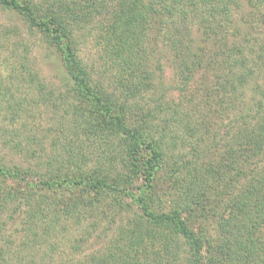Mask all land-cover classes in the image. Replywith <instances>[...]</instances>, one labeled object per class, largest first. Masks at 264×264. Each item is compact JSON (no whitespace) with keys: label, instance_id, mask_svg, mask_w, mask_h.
<instances>
[{"label":"trees","instance_id":"16d2710c","mask_svg":"<svg viewBox=\"0 0 264 264\" xmlns=\"http://www.w3.org/2000/svg\"><path fill=\"white\" fill-rule=\"evenodd\" d=\"M54 1L62 7L61 0ZM240 1L251 19L242 25L244 29L234 28L229 20L231 5L238 9L236 0H71L75 7L63 9L54 3L44 7L32 0H0L2 8L21 15L27 28L39 33L61 62L66 88L58 94L64 111L56 127L63 134L65 149L73 147L62 160L48 158L43 162V147L34 146L39 140L29 134L27 122L16 126L13 121L3 127L4 143H11L27 162L44 166L53 180H44L45 174L30 163L0 162V177L34 186L31 181L37 173L41 183L36 186H83L90 191L89 199L69 200L59 210L53 209L54 216H75L79 222L83 209L102 206L106 198L109 210L129 211L133 204L138 207L135 221L129 219V225L118 227L116 237L101 250L91 252L82 264H179L182 251L187 264H264V238L258 234L264 229V44H258L255 35L264 25V0ZM98 16L103 27V53L110 58L106 62L115 65V78L125 102L113 96V89L95 82L75 51L70 20L80 25ZM195 25L197 37L190 33ZM227 26L233 37L242 35L246 43L251 41L249 48L239 40L229 44L222 40L220 49L210 50V38L223 32L227 35L223 30ZM149 31L164 42L152 46ZM153 51L159 56L151 61ZM25 58L26 54L15 63L19 73L28 71ZM165 60L174 79L183 85L182 95L195 100L193 95L200 96L209 106L204 117L198 114L191 118L189 111L172 108L163 96L156 97L151 105L140 103L144 94L149 96L161 85ZM199 74L204 75L202 81ZM31 80H35L34 75ZM37 90L41 100L36 97L29 101L14 94L9 98L7 91H1L0 96L7 100L0 107L4 105V112L17 121L30 105L48 99L44 85L39 84ZM196 107L194 102L189 109ZM157 115L161 120L155 128L152 120ZM65 119L72 123L68 126ZM169 128L186 131L191 153L180 159L172 156L173 173L180 172L181 176L176 184L178 202L168 210L156 211L150 194L161 162L165 163L163 141ZM21 130L28 134L26 138L20 136ZM24 139L32 148L23 147ZM91 147L95 148L96 163L86 170L94 153ZM67 165L78 172H66ZM134 181L142 184L131 196V203L123 190ZM0 200L1 208L3 198ZM38 204L44 219L48 211ZM201 209L217 215L214 237L190 226L191 214L185 213ZM4 251L0 248V264H9V252Z\"/></svg>","mask_w":264,"mask_h":264},{"label":"rangeland","instance_id":"374dc122","mask_svg":"<svg viewBox=\"0 0 264 264\" xmlns=\"http://www.w3.org/2000/svg\"><path fill=\"white\" fill-rule=\"evenodd\" d=\"M32 1L44 7L53 3L58 4V1L54 0ZM61 1L62 7L60 4L58 5L62 9L67 6L75 7L72 5L71 0ZM236 1L239 3L238 9H234L233 5H231L232 13L229 20L234 28L239 26L241 29H244L242 25L251 19H248V9L246 10L242 1ZM261 10L264 12V5L261 7ZM99 17L89 23L80 25H76L77 21L70 20L73 27L72 36L75 41V51L79 60H81L86 69L95 78V82L102 83L109 91L113 89V96L119 101L125 102L121 97L120 87L115 78V65L106 62L110 58L103 53L104 50L101 45L103 27L99 26ZM221 17L218 16L217 20H221ZM231 25L229 26L231 27ZM229 26L223 28L227 32V35L223 32V35H217L216 40L213 36L210 38L213 41L208 43L210 50H214V48L220 49L218 44L222 40L228 44L237 40L246 43L242 35H239L237 38L233 37ZM196 27V25L193 26L190 33L192 36L197 37L199 36V32ZM7 28L10 29L9 32L6 31ZM255 35L258 38V44H264V25H262L261 30H257ZM154 37V32L149 31L148 39L151 41L152 46L155 45L156 47V43L161 45L164 42L160 35H157L155 39ZM13 42L16 45H12ZM250 42L246 43L248 48ZM24 54H26L25 63L28 71L19 73L16 70L15 63H19L20 58ZM158 56V52L153 51V54L150 56L151 61H154ZM6 59L8 63L3 62ZM33 75L35 76V80H31ZM197 77L202 81L204 75L201 76L199 74ZM30 83H32L33 90L29 86ZM39 84L44 85L43 93L46 94L48 99L42 101L43 103L30 105L29 110H24L21 113V119L17 121L11 120L10 117L12 115L4 112V105L0 107V162L8 165L16 163L24 166L30 163V165L39 168L38 172L45 174L44 180L52 182V176L45 171L44 166L39 164L38 167L33 161L27 162L21 154L14 150L11 143H4L2 139L4 134L2 132H4L3 127H9L12 124L11 122H17V126L19 122H23L24 120L30 129L29 134H35L39 140H35L34 146L40 149L41 146L43 147L41 150L44 156L43 162H46L48 158L60 159L68 155L70 153L68 150L73 149V147H70L68 150L65 149L63 134L57 128L60 124V115L64 111L62 109L63 105H61L62 102L58 96L59 92L66 88L64 70L55 50L44 43L39 33L29 30L21 15L0 6V92L7 91L9 98L10 94H14L15 97L25 98L26 101L36 97L41 100L42 94L37 90ZM180 88H183V85L174 79L173 70L168 65L167 60H165V70L161 77V85L155 89V92L151 91L153 93H150L149 96L148 94H144L143 100L140 103L151 105L152 100L158 96H163V100L172 108L179 106L181 111L185 109L189 111V115L192 116L191 118L196 117L198 114H202L204 117V113L209 110V106L202 103L200 96L193 95L197 98L196 100L190 95L183 96V91L180 92ZM144 92H147V90ZM246 94L248 95L249 91ZM190 98L191 100H189ZM0 100V103H2L7 99L3 100L2 96H0ZM194 102L197 103V107L195 110L190 111V104H194ZM12 104V107H15V101ZM213 105L214 103L210 108H213ZM231 113L234 115V112ZM166 116H170V114H166ZM175 116L178 117V115ZM160 120L161 117L158 115L152 120L155 128H157L156 123ZM173 121L174 119L171 120V123ZM71 123V120L65 119V124L69 126ZM21 132L20 136L22 138L28 136L25 131L21 130ZM71 135L72 132L68 134V136ZM187 135L183 129H178V131L171 128L167 129V136L164 137L163 141V145H166L163 149L165 153L163 154L166 155L165 163L161 162L162 166L156 174L154 188L150 194L155 200L154 209L156 211L162 209L168 210L178 202L176 184L181 176L180 172L176 171L173 173L171 163L172 156L180 159L181 157L190 155L189 142L191 138ZM185 140H188V143ZM31 145L32 143H28L24 139L23 147L32 148ZM90 150H93L94 153L86 163V170L92 168L96 163L97 155L95 148L91 147ZM55 166H57L56 163ZM68 169L66 172L70 174L78 172L73 171L72 166ZM66 172L64 173L66 174ZM35 176L36 178L31 181L34 186L16 183L15 181L0 177V199L3 198L4 205L0 208V234L4 235L3 238H0V248H5L4 252L6 253L9 252L6 254L9 264H82L84 261L87 262L86 257L91 252L101 250L103 246H106L109 241L111 242L116 237L118 227L129 225L128 223L131 222L129 219H132L133 222L135 221L133 219L136 218L137 213L134 211L138 208L136 204H133L135 206L133 207L134 209L130 208L129 211H126L127 208H125V210L117 212L107 208L109 198L101 202L103 203L101 204L102 206L98 205L93 209H83L85 213L81 217L80 222L75 216L65 217L60 214L54 216L53 209L59 210L69 200L75 199L80 202L84 199L87 200L91 197L90 191L81 185L74 186L67 183L61 186H49L47 184L36 186L40 179L37 177V173ZM141 184V181H134L123 190L124 192H128L125 198L127 201L132 203L131 196L137 194V188ZM38 203L49 212H47L48 216L44 219L40 217L41 213H39L38 208L40 205ZM205 211L203 209L199 211L192 210L186 212L185 215L191 214L192 222L190 226L192 229L196 231L201 230V234L203 233L205 236L211 238L217 233L215 219L217 215L213 217L214 215L212 216L209 211ZM51 225L53 227H49ZM47 228L50 229L46 230ZM258 234L263 239L264 229H261ZM185 256L186 253L182 251L180 253V261L178 260L179 264H187L183 258Z\"/></svg>","mask_w":264,"mask_h":264}]
</instances>
